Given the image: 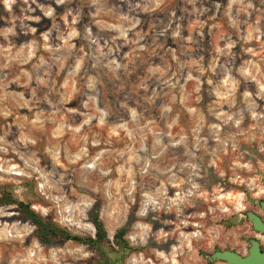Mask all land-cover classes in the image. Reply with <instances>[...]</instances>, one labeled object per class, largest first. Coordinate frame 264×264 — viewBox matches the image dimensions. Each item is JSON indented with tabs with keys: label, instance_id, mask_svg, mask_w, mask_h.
Returning <instances> with one entry per match:
<instances>
[{
	"label": "rangeland",
	"instance_id": "374dc122",
	"mask_svg": "<svg viewBox=\"0 0 264 264\" xmlns=\"http://www.w3.org/2000/svg\"><path fill=\"white\" fill-rule=\"evenodd\" d=\"M0 185L79 235L99 204L117 264L246 252L243 214H264V0H0ZM123 226L137 251L116 245ZM34 229L0 207V264H95Z\"/></svg>",
	"mask_w": 264,
	"mask_h": 264
},
{
	"label": "trees",
	"instance_id": "16d2710c",
	"mask_svg": "<svg viewBox=\"0 0 264 264\" xmlns=\"http://www.w3.org/2000/svg\"><path fill=\"white\" fill-rule=\"evenodd\" d=\"M4 205H14L16 207L19 215L34 226V233L42 244L49 245L56 241L60 243L72 241L84 244L97 255L95 264H117L116 260L109 256L108 251L104 249V243H108L109 239L104 222L100 217L99 204L96 203L90 213V221L95 228L94 236L79 235L68 230L66 227H61L52 219L44 217L35 211L32 208L31 200L20 199L13 191L0 185V207ZM127 230V226L119 228L114 234V241L121 250L137 251L139 248L130 246L125 238ZM98 256L102 262H98Z\"/></svg>",
	"mask_w": 264,
	"mask_h": 264
},
{
	"label": "water",
	"instance_id": "95a60500",
	"mask_svg": "<svg viewBox=\"0 0 264 264\" xmlns=\"http://www.w3.org/2000/svg\"><path fill=\"white\" fill-rule=\"evenodd\" d=\"M258 204L264 211V200H259ZM245 217L253 226V229L258 232L264 233V221L260 215L253 210H247L244 212ZM250 247L248 254L242 256L232 250H216L208 256L210 264L215 261H223L227 264H264V251L260 249V242L256 237L249 240Z\"/></svg>",
	"mask_w": 264,
	"mask_h": 264
},
{
	"label": "flooded vegetation",
	"instance_id": "af4514ba",
	"mask_svg": "<svg viewBox=\"0 0 264 264\" xmlns=\"http://www.w3.org/2000/svg\"><path fill=\"white\" fill-rule=\"evenodd\" d=\"M258 206H259V204H258ZM259 208H260V206H259ZM261 209V208H260ZM262 210V209H261ZM263 211V210H262ZM256 212V211H255ZM264 212V211H263ZM256 213H258V212H256ZM259 214V213H258ZM260 215V217H261V219L264 221V214H259ZM249 222V221H248ZM250 223V222H249ZM251 226H252V224H251ZM252 228V231L254 232V235L252 236V237H249L248 238V241L251 239V238H253V237H256L258 240H259V242H260V249L262 250V251H264V233H262V232H258V231H255L254 229H253V226L251 227ZM249 247H250V242H249V245L245 248V250H246V252H244L243 251V249H240V248H238V247H227L225 250H232V251H234V252H236V253H238V254H240V255H242V256H246L247 254H248V249H249ZM225 264H227L226 262H225Z\"/></svg>",
	"mask_w": 264,
	"mask_h": 264
}]
</instances>
